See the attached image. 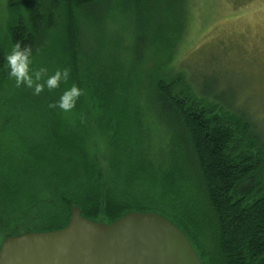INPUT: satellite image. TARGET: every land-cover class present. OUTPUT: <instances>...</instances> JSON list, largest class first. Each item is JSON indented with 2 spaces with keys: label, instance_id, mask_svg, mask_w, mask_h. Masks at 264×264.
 <instances>
[{
  "label": "trees",
  "instance_id": "16d2710c",
  "mask_svg": "<svg viewBox=\"0 0 264 264\" xmlns=\"http://www.w3.org/2000/svg\"><path fill=\"white\" fill-rule=\"evenodd\" d=\"M192 2L6 1L0 249L65 229L79 208L107 225L161 216L202 264H264V139L215 81L174 64ZM17 42L32 49L34 68H68V81L39 95L17 87L5 61ZM73 84L83 91L76 107H50Z\"/></svg>",
  "mask_w": 264,
  "mask_h": 264
},
{
  "label": "rangeland",
  "instance_id": "374dc122",
  "mask_svg": "<svg viewBox=\"0 0 264 264\" xmlns=\"http://www.w3.org/2000/svg\"><path fill=\"white\" fill-rule=\"evenodd\" d=\"M6 1L0 0L1 19ZM174 64L191 77L215 81L218 92L230 94L235 107L252 116L264 139V0L241 7L230 0H193Z\"/></svg>",
  "mask_w": 264,
  "mask_h": 264
},
{
  "label": "water",
  "instance_id": "95a60500",
  "mask_svg": "<svg viewBox=\"0 0 264 264\" xmlns=\"http://www.w3.org/2000/svg\"><path fill=\"white\" fill-rule=\"evenodd\" d=\"M0 264H202L186 235L151 213H132L114 224L92 222L74 208L57 232L6 239Z\"/></svg>",
  "mask_w": 264,
  "mask_h": 264
},
{
  "label": "clouds",
  "instance_id": "9594fccd",
  "mask_svg": "<svg viewBox=\"0 0 264 264\" xmlns=\"http://www.w3.org/2000/svg\"><path fill=\"white\" fill-rule=\"evenodd\" d=\"M32 49L29 46H21L17 42L9 54L5 56L8 75L15 80L16 86H25L33 89L35 95L42 93L45 88L49 91L56 89L62 82H67L70 77L68 68L58 69L52 75L47 74V69L33 67ZM83 94L82 89L73 84L65 90L59 100L50 105L62 111H71L76 107L77 100Z\"/></svg>",
  "mask_w": 264,
  "mask_h": 264
}]
</instances>
